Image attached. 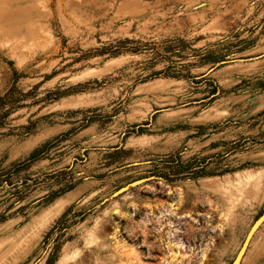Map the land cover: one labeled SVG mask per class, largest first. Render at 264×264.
Masks as SVG:
<instances>
[{"label":"rangeland","instance_id":"374dc122","mask_svg":"<svg viewBox=\"0 0 264 264\" xmlns=\"http://www.w3.org/2000/svg\"><path fill=\"white\" fill-rule=\"evenodd\" d=\"M7 92L0 264L235 259L264 209V0H0Z\"/></svg>","mask_w":264,"mask_h":264},{"label":"bare ground","instance_id":"6f19581e","mask_svg":"<svg viewBox=\"0 0 264 264\" xmlns=\"http://www.w3.org/2000/svg\"><path fill=\"white\" fill-rule=\"evenodd\" d=\"M263 218H264V217H263ZM263 218H261V219H260V220H259L254 226H253V228L251 229L252 225H253L254 222L256 221V220H255V221L252 223V225L250 226L249 230L247 231V233H246V235H245V238H244V240H243V242H242V244H241V246H240L238 252L236 253V256H237V254H238V260H237L236 264H239V263H240V261H241L243 255H244V253H245V251H246V248H247V246H248V243H249V241H250V239H251L253 233L256 231V229L258 228V226L261 224ZM250 229H251V230H250ZM249 231H250V234H249V236H248L247 241L245 242V239L247 238V235H248ZM236 256H235V257H236Z\"/></svg>","mask_w":264,"mask_h":264},{"label":"water","instance_id":"95a60500","mask_svg":"<svg viewBox=\"0 0 264 264\" xmlns=\"http://www.w3.org/2000/svg\"><path fill=\"white\" fill-rule=\"evenodd\" d=\"M139 182H141V180H137V181H135L133 184L135 185V184H137V183H139ZM125 189H127V186H125V187H123L122 189L118 190V191L115 193V195H116L117 193H119V192L125 190ZM263 217H264V209H263L261 215L258 217V219H257V220L254 222V224L252 225L251 229H252L253 226H254V225H255V224H256L261 218H263ZM263 221H264V218H263L261 224L263 223ZM261 224H260V225H261ZM258 227H259V226H258ZM251 229H250V230H251ZM249 234H250V231H249V233H248V235H247V238L245 239V242L247 241ZM237 260H238V254H237V256L235 257V259L231 262V264H236Z\"/></svg>","mask_w":264,"mask_h":264},{"label":"trees","instance_id":"16d2710c","mask_svg":"<svg viewBox=\"0 0 264 264\" xmlns=\"http://www.w3.org/2000/svg\"><path fill=\"white\" fill-rule=\"evenodd\" d=\"M11 95H10V93L9 92H7V93H5L3 96H0V105L2 104H4V103H8V97H10ZM35 155H34V153H33V155L31 156V157H34Z\"/></svg>","mask_w":264,"mask_h":264}]
</instances>
